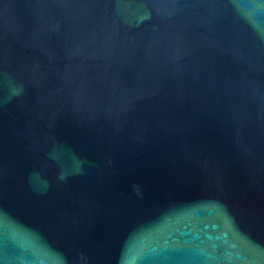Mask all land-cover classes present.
Wrapping results in <instances>:
<instances>
[{"label":"water","instance_id":"water-1","mask_svg":"<svg viewBox=\"0 0 264 264\" xmlns=\"http://www.w3.org/2000/svg\"><path fill=\"white\" fill-rule=\"evenodd\" d=\"M0 264H264V0H0Z\"/></svg>","mask_w":264,"mask_h":264}]
</instances>
